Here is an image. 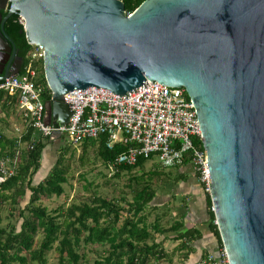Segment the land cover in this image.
Here are the masks:
<instances>
[{
    "label": "water",
    "instance_id": "95a60500",
    "mask_svg": "<svg viewBox=\"0 0 264 264\" xmlns=\"http://www.w3.org/2000/svg\"><path fill=\"white\" fill-rule=\"evenodd\" d=\"M6 5L3 19L21 18L27 44L43 54L45 125L67 122L62 96L73 90L123 95L144 80L184 89L228 263L264 264V0H144L129 16L120 0ZM5 52L0 81L20 69Z\"/></svg>",
    "mask_w": 264,
    "mask_h": 264
},
{
    "label": "trees",
    "instance_id": "16d2710c",
    "mask_svg": "<svg viewBox=\"0 0 264 264\" xmlns=\"http://www.w3.org/2000/svg\"><path fill=\"white\" fill-rule=\"evenodd\" d=\"M120 1L127 15L144 0ZM6 32L15 38L14 44L22 60L20 68L30 65L34 69L36 84L43 88L41 100L43 103L48 101L50 93L43 79L42 61L28 60L27 54L31 46L27 44L16 16L9 19ZM0 101L4 111L15 107L14 98L6 94L0 93ZM17 140L19 146L16 145ZM105 142V136H100L95 140H86L80 146L82 152L87 146L95 147L97 158L115 177L122 172L129 173L134 169H141L144 162L150 159L139 158L131 166L116 165L115 158L126 146L114 145L107 149ZM49 143L51 140L39 137L29 127H24L16 139H7L0 134V158L11 159L15 148L20 149L13 174L0 182V204L9 202L11 206H16L17 217L20 219L17 228H0V264H47L45 254L50 250L56 253L55 264H81L85 262L84 255L78 253L81 244L106 246L104 253L92 264H160L163 260L166 264H172L173 253H166L163 242H179L172 252L188 251L190 244L199 238L195 229H184L180 220H172L165 226L166 223L162 221L163 213L156 215L150 223L147 222V213L143 211L146 208L156 210V206L149 205L155 197V192L149 185L151 178L158 176L155 172L148 173L144 179H134L138 189L133 192L131 203L126 205V209L112 200L95 195L86 202L72 204L66 208L57 207L54 211H47L35 204L42 196L59 197L63 192L62 184L66 181L62 166L66 149L62 146L59 147L56 161L46 176L41 181L32 183V177L40 167L42 153ZM186 164L184 161L177 168ZM181 177L182 174L178 173L172 180L175 179L176 182ZM26 192H29L28 201L19 208L18 202ZM205 195L208 198V195ZM208 204L210 207L209 201ZM208 227L221 247L212 212ZM37 234L41 236L38 242L35 240ZM156 237L162 239L156 241Z\"/></svg>",
    "mask_w": 264,
    "mask_h": 264
},
{
    "label": "built area",
    "instance_id": "2783aa9c",
    "mask_svg": "<svg viewBox=\"0 0 264 264\" xmlns=\"http://www.w3.org/2000/svg\"><path fill=\"white\" fill-rule=\"evenodd\" d=\"M17 23L22 26V19L17 17ZM29 46L28 60H42L40 47ZM35 76L34 69L25 65L17 74L0 81V93L14 98L23 128H31L43 139L61 138L72 146L105 136L107 149L114 145L126 146L115 158L116 165L131 166L139 158L150 157L161 168H172L186 161L202 192L209 195L210 181L200 129L193 105L183 88L144 80L123 95L95 87L73 90L62 96L69 117L64 125L57 126L43 122V88L36 84ZM19 144L17 140L16 145ZM19 151L16 147L11 159L0 158V182L13 174ZM209 210L213 211L211 205ZM193 264L229 263L221 247L216 256L206 254Z\"/></svg>",
    "mask_w": 264,
    "mask_h": 264
},
{
    "label": "rangeland",
    "instance_id": "374dc122",
    "mask_svg": "<svg viewBox=\"0 0 264 264\" xmlns=\"http://www.w3.org/2000/svg\"><path fill=\"white\" fill-rule=\"evenodd\" d=\"M23 124L20 116L14 110L10 108L6 113L0 112V132L7 139H16L23 131ZM64 147L66 152L63 156L62 166L64 169L65 183L62 184L63 192L59 197H41L40 200L35 203L44 207L47 211H54L57 207L66 208L72 204H79L86 202L92 195L104 198L109 201L118 203L123 209H126V205L131 203L133 192L138 189L134 183V179L143 178L150 172L158 174L157 177L151 178L150 188L154 190L155 197L149 203L150 206H156L155 211H151L146 208L143 212L147 213V222L150 223L156 215L164 214L162 221L165 222V226L169 224L174 218L172 208L178 206L180 203L177 200H172L169 190V185L175 183L172 178L176 175L177 167L161 168L154 158L148 159L144 162L141 169H134L129 173H119L118 176H113L110 169L105 167L95 154V147L87 146L82 152L80 145L72 146L65 141L57 138H52L42 154L40 160V167L32 177V183L35 184L41 181L50 170L51 166L56 161V156L59 152V147ZM23 148V146L21 147ZM110 176V177H109ZM172 185L170 190L174 188ZM168 191V192H166ZM173 192V190H172ZM161 194H166L163 198ZM29 192L25 193L22 200L18 202V207L22 208L28 201ZM178 199V198H177ZM179 200V199H178ZM177 207L175 210L178 212ZM17 207L11 206L9 202L0 204V228L8 230L10 226L17 228L20 223V219L17 217ZM161 221V222H162ZM40 234L35 237L36 242L40 240ZM158 240L159 237H156ZM173 243L167 242L163 247L166 253H173L172 264H182V261L178 260V256L174 257L172 249ZM106 246L97 245H80L78 253L83 254L84 261L81 264H92L93 261L98 260L104 253ZM176 254V252H175ZM177 255V254H176ZM45 260L47 264H55L56 253L50 250L45 254ZM34 264V263H28ZM160 264H166L165 261H161Z\"/></svg>",
    "mask_w": 264,
    "mask_h": 264
},
{
    "label": "crops",
    "instance_id": "0c3cea01",
    "mask_svg": "<svg viewBox=\"0 0 264 264\" xmlns=\"http://www.w3.org/2000/svg\"><path fill=\"white\" fill-rule=\"evenodd\" d=\"M1 104L2 101H0V105ZM11 108L16 110L14 106ZM8 110L4 111L0 106L1 113L7 114ZM0 134L3 135L2 132H0ZM178 173H181L182 177L175 183H171L168 190L170 191V195L168 196H171L172 200H177V202L180 203L178 206H173L172 208V210H174V218L172 220H180L184 229H195L199 233V238L190 244V250L176 251L177 255L174 252V257L179 255L178 260L182 261V264H193L206 254L216 256L221 247L208 227L210 218L208 204V201L210 202L209 196L207 198L202 192L199 183L195 179L190 167L187 164L184 167L177 168L176 174ZM173 184H175V186L172 189V192L170 188ZM165 195L166 194H161L160 196L163 198ZM179 206L181 207L178 209V212H176L175 210ZM161 239L162 237H159L156 241ZM167 242L173 243L172 249H174V247L179 243L178 241H165L162 243L163 247Z\"/></svg>",
    "mask_w": 264,
    "mask_h": 264
},
{
    "label": "flooded vegetation",
    "instance_id": "af4514ba",
    "mask_svg": "<svg viewBox=\"0 0 264 264\" xmlns=\"http://www.w3.org/2000/svg\"><path fill=\"white\" fill-rule=\"evenodd\" d=\"M7 12V5L4 9H0V71H1V65L7 58V53L5 52V49L10 48L11 51H13V59H14V65L20 61V67L22 60L18 56V50L15 47L14 44V37L6 32L7 25L9 19L12 17L9 15L7 18L3 19L5 14ZM17 57L18 59H15ZM1 75V74H0Z\"/></svg>",
    "mask_w": 264,
    "mask_h": 264
}]
</instances>
